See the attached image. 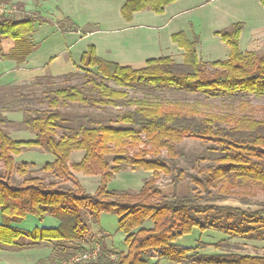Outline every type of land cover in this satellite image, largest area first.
I'll return each mask as SVG.
<instances>
[{
	"label": "trees",
	"instance_id": "obj_1",
	"mask_svg": "<svg viewBox=\"0 0 264 264\" xmlns=\"http://www.w3.org/2000/svg\"><path fill=\"white\" fill-rule=\"evenodd\" d=\"M175 1L125 0L120 13L129 21L137 11L151 10L159 14ZM259 1L264 8V0ZM35 23L51 24L52 21L40 13L20 18L0 17V38L14 41L8 53L0 55L2 59L17 65L26 61L38 47L31 39ZM55 23L62 32H76L75 24L68 17ZM66 23L70 24L69 28L64 26ZM243 26L237 22L215 32L230 47L225 60L203 61L196 51L198 36L190 39L183 31L171 35L172 42L183 51L181 62L160 56L147 59L139 69L104 60L90 45L80 57L79 70H84V74H45L34 78L37 84L59 78L65 83L43 90L47 103L43 109L24 104L31 98L21 93L25 83L0 85V109L8 111L15 107L21 111L20 122H11L0 112L3 168L0 172V249L21 251L41 242H55L50 258L38 264L59 261L149 264L153 257L175 264H187L189 260L193 264H264V257L230 252L210 256L198 253L192 257L204 243L198 241L195 248L176 243L194 228L240 238L264 230V199L255 203L259 206L255 210L210 204L229 198L248 204L247 195L264 193V118L241 112L207 113L198 117L193 107L168 108L160 100L130 98L124 90L163 87L207 98L237 93L264 95V53L239 50ZM74 78L82 79L79 84H71ZM69 104L127 109L116 116L114 123L95 121L88 113L62 111ZM8 124L34 133V138H11L5 127ZM184 139L206 142L211 149H218L219 154L211 162L195 165V173L190 175L194 188L188 195L174 193L167 197L156 181L160 175L169 176L173 172L170 184L175 186L186 181L185 170L175 164L181 156L176 145ZM31 147L53 156L42 168L51 175V180L31 175L32 163L16 164L15 156ZM74 151H82L83 157L68 165ZM197 159L201 161L204 157ZM126 169L148 171L151 176L136 192L107 190L113 176ZM74 171L100 176L94 193L84 191ZM14 175L22 180L16 183ZM103 212L117 214L118 230L125 235L126 252H116L98 242L99 251L94 259L71 262L75 254L91 249L84 246L91 231L90 222H97ZM28 215L39 221L52 216L59 225L36 227L31 231L14 226ZM220 243L213 246L218 248Z\"/></svg>",
	"mask_w": 264,
	"mask_h": 264
},
{
	"label": "rangeland",
	"instance_id": "obj_2",
	"mask_svg": "<svg viewBox=\"0 0 264 264\" xmlns=\"http://www.w3.org/2000/svg\"><path fill=\"white\" fill-rule=\"evenodd\" d=\"M2 2L15 4L17 13L13 15L20 18L25 14L31 15L40 13L42 17L48 18L52 23H40L33 25V37L38 44L37 49L29 58L31 69L24 73H43L70 71L75 65L80 64V57L87 47L92 45L96 55L104 60L116 62L130 66L134 69L142 68L147 59L157 58L166 52L175 49L171 40L173 33L183 31L186 35H196L200 38L198 49H196L201 59L206 60H225L230 54V47L219 36L215 34L233 23L241 22L244 24L239 37V50L256 51L264 53V8L259 0H177L164 8L162 13L156 14L151 10H140L125 20L120 13L124 0H57V6L61 8L70 20L75 24L76 32H62L52 20L56 0H0ZM134 14V13H133ZM52 17V19H51ZM70 27L69 23L64 25ZM78 31V32H77ZM199 40V39H198ZM146 59V60H145ZM7 65L0 63V70L4 71ZM80 66L74 71L84 74V70H79ZM96 74L94 68L89 69ZM82 79V78H81ZM80 78H74L71 84H79ZM65 83L59 79L45 80L40 84L32 79L25 83L22 94H28L31 98L24 103L32 108L43 109L47 103L43 97V90L56 88ZM113 86L112 84H109ZM130 98H148L150 100H160L168 108L180 105L182 108H195L196 115L202 117L207 113L241 112L253 115L256 118H264V95L256 96L247 93H237L230 96L217 98H207L203 95L185 93L170 88L157 89H130L125 88ZM43 91V92H42ZM34 98V99H33ZM41 100L42 102H39ZM24 106V105H23ZM17 107V106H16ZM1 110L0 112L9 121H21V111ZM126 107H90L79 104H69L62 108V111L73 113H88L95 121H112ZM7 132L13 139L34 138V133L21 129L16 125L8 124L5 126ZM210 144L195 139H184L176 145L178 156L176 165L185 170L186 183L189 190L194 188L190 182V175L195 173V165L211 162L219 154L218 149H211ZM165 156V152L162 153ZM82 151H74L68 159V165L79 162ZM204 157L199 161L197 158ZM53 160L51 153L35 147L24 149L16 157V164L22 162L32 163L30 166L33 176H41L51 180L50 174L43 171L46 162ZM191 161V162H190ZM130 170V169H126ZM3 171L0 162V172ZM135 171V170H134ZM76 174L79 175L77 178ZM150 174V173H149ZM174 174V172H173ZM172 175H160L157 179L158 186L164 187L169 183ZM50 175V176H49ZM79 184L86 193L95 192L100 179L97 175H86L82 172H73ZM141 173L134 174L130 171L118 172L107 183V190H132L140 188ZM15 176V175H14ZM151 176V175H150ZM149 176V178H150ZM16 183L22 178L15 176ZM248 204H242L236 198H229L222 201L225 205H235L244 209L255 210L259 208L255 203L264 199V193L256 192L245 197ZM213 202L210 204H218ZM117 214L113 212H103L99 215L97 222H90V236L86 248H92L102 240L105 245L116 252H124L126 245L125 235L118 230ZM83 220L87 222L84 217ZM198 232L182 237V244L188 247H197ZM220 232L210 230L204 233L201 240L215 244L221 241L217 250L209 247L206 255L220 253H239L253 256L264 257V230L258 234H252L243 238L227 237L219 235ZM197 237V239H196ZM223 239V240H222ZM104 245V246H105ZM203 249V248H201ZM200 250V249H198ZM197 253L193 252L192 257ZM186 264V263H184ZM187 264H193L189 260Z\"/></svg>",
	"mask_w": 264,
	"mask_h": 264
},
{
	"label": "crops",
	"instance_id": "obj_3",
	"mask_svg": "<svg viewBox=\"0 0 264 264\" xmlns=\"http://www.w3.org/2000/svg\"><path fill=\"white\" fill-rule=\"evenodd\" d=\"M124 2H125V0H124ZM50 14L54 16L53 19L51 17V19L53 21L54 20L55 21H61L67 17L70 19V17L67 14H65V12L61 8H59L57 6V0L55 3V10L52 13L50 12ZM135 14L136 13H134L132 16H134ZM35 24H40V23H35ZM35 24H33V25H35ZM188 37L191 39V36H188ZM31 39H32L33 43L37 44V42L35 41V39L33 37V32L31 35ZM199 43H200V38H199L198 43L196 45V49H198ZM174 45H175L174 50L166 52L165 54H163L161 56H169L174 61L181 62L183 51H182V49L178 48L176 44H174ZM13 46H14V41L12 39L0 38V55L1 54H7L8 51ZM32 54L33 53H31L27 57L26 61L21 65H17L15 62H13L11 60H5V59H2L0 57V63L2 62V65H7V68L4 71L0 70V85L29 83L35 77L45 75L46 72H43V73L40 72V73H35V74L34 73H28V74L24 73V71L31 69V67H29L30 66L29 65V58L31 57ZM200 57L201 56H199V58ZM202 60L203 61H211V60H206V59H202ZM79 65L80 64L75 65L70 71L61 72V70H59V71L49 72V75H51V76H62V75L67 74V73H73V72H75L74 70L77 69V66H79ZM120 65H123V64H120ZM144 65L145 64H143V66ZM18 156H15V158ZM124 171H130V172H133L134 174H136V173L140 174L141 173V175H140L141 183L140 184H142V185H143L145 179H148L149 176L151 175L150 172L143 171V170H135V171L134 170H122L120 172H124ZM75 175L77 176V178H79V175H81V174L75 173ZM97 176H99V175H97ZM99 179H100V176H99ZM141 187L142 186L140 185V188ZM140 188L138 190H140ZM126 190L132 191L129 189H126ZM160 190H161L162 194L164 196H167V197L172 196L174 193L177 194L178 196H186L189 193L188 184L185 181H182L175 186L172 184H168L164 187H161ZM133 192H136V191H133ZM217 205H225V204H222V202H219ZM229 206H235V205H229ZM0 223H1V218H0ZM58 225H59V221L52 216H46L42 221H39L37 218H35L31 215H28V216H26V218L22 222L14 225V226L21 229V230H24V231H31L36 227L55 228ZM197 231H199L198 232V235H199L198 239L196 237L197 241L205 244L203 249L198 250L199 254H205L206 249L209 247L213 248L214 250L215 249L217 250V248H215L213 246V244H209V243L201 240V238H200L204 233H207L210 230L200 231L198 228H194L192 233H195V232L197 233ZM220 234L223 235V233H221V232H220ZM90 236H93L91 231L89 232V234L85 238V243H84L85 247H86V244L88 243L89 239L92 240V238H93V237L91 238ZM182 237H184V236H182ZM182 237L177 239L176 243L178 245L183 246V247H188V246H185L184 244H182V242H181ZM98 242L101 243L102 245H105V243H103L102 240H98ZM197 244H198V242H197ZM54 245H55V242H41L39 245H37L35 247L23 249L21 251H12L11 249H9L7 247H2L0 249V264H38V262L40 260L46 261L47 259L50 258ZM105 246L107 248H109L107 245H105ZM193 248H195V247H193ZM125 252H126V250L122 253H125ZM149 264H175V263L173 261H169V260L157 261L156 258L153 257V258H151V261Z\"/></svg>",
	"mask_w": 264,
	"mask_h": 264
},
{
	"label": "built area",
	"instance_id": "obj_4",
	"mask_svg": "<svg viewBox=\"0 0 264 264\" xmlns=\"http://www.w3.org/2000/svg\"><path fill=\"white\" fill-rule=\"evenodd\" d=\"M16 13H17V8L15 4L0 1V17L13 16ZM98 251H99V244H95V246H93L91 249L75 254L73 257H71L70 261L73 262V261L94 259ZM51 264H69V263L66 261H59Z\"/></svg>",
	"mask_w": 264,
	"mask_h": 264
}]
</instances>
